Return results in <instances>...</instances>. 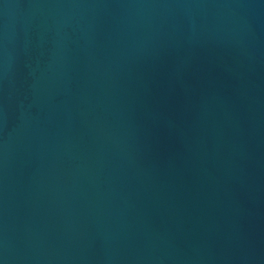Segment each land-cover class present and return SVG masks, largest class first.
<instances>
[{
  "label": "water",
  "instance_id": "water-1",
  "mask_svg": "<svg viewBox=\"0 0 264 264\" xmlns=\"http://www.w3.org/2000/svg\"><path fill=\"white\" fill-rule=\"evenodd\" d=\"M0 264H264V0H0Z\"/></svg>",
  "mask_w": 264,
  "mask_h": 264
}]
</instances>
